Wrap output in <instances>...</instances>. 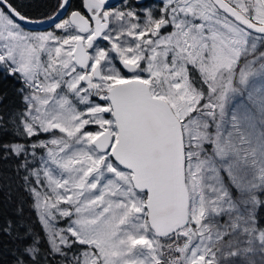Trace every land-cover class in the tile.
I'll return each instance as SVG.
<instances>
[{"label":"snow or ice","instance_id":"obj_1","mask_svg":"<svg viewBox=\"0 0 264 264\" xmlns=\"http://www.w3.org/2000/svg\"><path fill=\"white\" fill-rule=\"evenodd\" d=\"M32 7L0 0L13 264H264V0Z\"/></svg>","mask_w":264,"mask_h":264},{"label":"trees","instance_id":"obj_2","mask_svg":"<svg viewBox=\"0 0 264 264\" xmlns=\"http://www.w3.org/2000/svg\"><path fill=\"white\" fill-rule=\"evenodd\" d=\"M24 3L33 5L32 8L28 9V11L33 12V14H46L53 11L57 0H24ZM72 4L75 6L74 0H72ZM35 5H39V7L35 8ZM3 83L10 92L13 105L17 107L22 106L20 97L16 95L14 91L15 88L20 87L19 81L9 79L5 80ZM2 165L3 162H0V166ZM12 188L13 190L11 193L0 189V227L5 226L7 221L11 220L14 230H18L22 233L25 231L26 226H31L43 235L41 226L31 209L30 197L22 189H19L17 185L13 184ZM9 196L10 198H8ZM21 207L23 209L22 214H18L17 209ZM262 223H264V221H262ZM21 225L24 226L22 227ZM5 241L9 244V247H12L11 242L7 241V238H5ZM13 260L14 257L9 251L0 249V264H13Z\"/></svg>","mask_w":264,"mask_h":264},{"label":"flooded vegetation","instance_id":"obj_3","mask_svg":"<svg viewBox=\"0 0 264 264\" xmlns=\"http://www.w3.org/2000/svg\"><path fill=\"white\" fill-rule=\"evenodd\" d=\"M74 2H75V5H77L79 3V0H74ZM151 2H153V0H145V3H151ZM155 2H158V0H155ZM121 4H122V0H117L116 2L110 4L109 6L115 8V7L121 6ZM71 10H68V11H71ZM66 14L67 13H65V15Z\"/></svg>","mask_w":264,"mask_h":264},{"label":"rangeland","instance_id":"obj_4","mask_svg":"<svg viewBox=\"0 0 264 264\" xmlns=\"http://www.w3.org/2000/svg\"><path fill=\"white\" fill-rule=\"evenodd\" d=\"M39 30H52L51 29V25L50 24H48L47 26H45V27H41V28H39ZM21 86V85H20ZM30 199H31V209H32V211H33V213L35 214V217H36V219H37V221H38V218H37V213H36V211L33 209V207H32V198L30 197ZM38 223H39V221H38ZM39 225H40V223H39ZM41 226V225H40ZM41 229H42V227H41Z\"/></svg>","mask_w":264,"mask_h":264},{"label":"water","instance_id":"obj_5","mask_svg":"<svg viewBox=\"0 0 264 264\" xmlns=\"http://www.w3.org/2000/svg\"><path fill=\"white\" fill-rule=\"evenodd\" d=\"M117 0H108V3H109V5L110 4H112V3H114V2H116ZM48 24H44V25H42V26H40L39 28H41V27H45V26H47ZM30 27H36V26H30Z\"/></svg>","mask_w":264,"mask_h":264}]
</instances>
